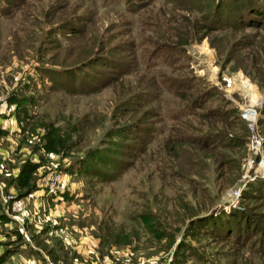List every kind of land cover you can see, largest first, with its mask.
Instances as JSON below:
<instances>
[{
	"label": "rangeland",
	"instance_id": "374dc122",
	"mask_svg": "<svg viewBox=\"0 0 264 264\" xmlns=\"http://www.w3.org/2000/svg\"><path fill=\"white\" fill-rule=\"evenodd\" d=\"M236 3L0 0V157L11 173L38 161L41 188L36 217L0 226V250L4 231L23 235L13 264H66L75 248L78 264H264V4L227 16ZM46 127L59 152L43 150Z\"/></svg>",
	"mask_w": 264,
	"mask_h": 264
},
{
	"label": "trees",
	"instance_id": "16d2710c",
	"mask_svg": "<svg viewBox=\"0 0 264 264\" xmlns=\"http://www.w3.org/2000/svg\"><path fill=\"white\" fill-rule=\"evenodd\" d=\"M238 1L233 7H230L227 9L226 15H239V9H242L245 13H252L253 16L256 17L257 14H261L259 12V4L255 3L257 1H261V3L264 4V0H235ZM225 15V16H226ZM221 17V15L219 16ZM216 21H219L217 18ZM18 98H12L11 102L18 101ZM2 114V112L0 111ZM7 113H9L7 111ZM28 118L27 113L24 110L16 111L15 113V119L20 123V131H23L26 134H29V136L33 135L31 130H33V127H30V132L25 130L26 120ZM2 126H0V132L3 131ZM28 132V133H27ZM27 136V135H26ZM42 137L44 139L42 143V148L45 152H59L60 149L64 146V142L58 137L56 132L54 131V128L46 127L44 133L42 134ZM2 166L0 169V178H3L6 183H12L13 182V189L16 191L17 195L19 196H25L30 194L35 188H36V177H35V169L38 167L39 162L38 161H30V160H23L18 166V169L16 170V173H11V169L13 168V165L9 163V159L1 158ZM9 185V184H8ZM9 221L8 216L1 210L0 206V226H5ZM146 227L156 233L158 236H162L163 232L156 230L157 228L150 222H146ZM10 231H4L3 235L9 234L10 240L6 243L7 246L4 249L0 250V264L3 262V259H6L9 257L10 254L14 253L15 251H18L19 247V240L23 237L22 233L18 230L19 228L12 227L9 228ZM106 229V228H105ZM14 237V238H13ZM24 239V238H23ZM99 239L101 243L106 244V246L109 244L110 241H116L117 238L115 235L109 231L105 230V232L101 233L99 236ZM14 243V244H13ZM47 249V248H46ZM49 253L52 254L53 249L48 248ZM35 251V250H34ZM53 256V255H52ZM55 256V255H54ZM66 264H71L70 259L66 261ZM73 264V263H72Z\"/></svg>",
	"mask_w": 264,
	"mask_h": 264
},
{
	"label": "built area",
	"instance_id": "2783aa9c",
	"mask_svg": "<svg viewBox=\"0 0 264 264\" xmlns=\"http://www.w3.org/2000/svg\"><path fill=\"white\" fill-rule=\"evenodd\" d=\"M1 167V162H0ZM44 185H43V194L50 195V199H57L61 198L59 195L61 182H62V174L57 170H52L48 172L44 178ZM4 182L0 181V206L1 210L9 217L10 221L15 222L19 228L23 225V222L31 221L35 216V211H30L28 209V202L33 200L35 202L38 200L37 195L41 192V188H37L36 190L32 191L30 194L25 196L15 195L12 191H6ZM57 194V195H56ZM49 218L47 215L43 218L44 220ZM51 222H54L52 218H49ZM93 245L94 240L92 239ZM93 248V247H92ZM93 250V249H92ZM115 251V250H113ZM113 254V253H112ZM125 255L121 256L120 260L117 264H137L132 259L131 253H124ZM107 256V255H106ZM107 257L104 258V260ZM164 264H169L165 262Z\"/></svg>",
	"mask_w": 264,
	"mask_h": 264
},
{
	"label": "crops",
	"instance_id": "0c3cea01",
	"mask_svg": "<svg viewBox=\"0 0 264 264\" xmlns=\"http://www.w3.org/2000/svg\"><path fill=\"white\" fill-rule=\"evenodd\" d=\"M3 109L4 108H0V111L1 112H3ZM7 111L9 112V109L7 108ZM0 120H1V115H0ZM1 123V122H0ZM1 181H2V179H1ZM3 182V181H2ZM7 186V185H6ZM90 238V237H89ZM82 253H83V251H82ZM71 254H73V256H75V257H73V259H70V263L72 264H78V261H77V255H79V256H82L80 253H79V250L77 249V248H75V250L73 249L72 251H71ZM84 254H92V249L90 248H87V250L84 252ZM9 259H10V264H13V258H16V259H18V258H21V256L18 254V253H12V254H10L9 255V257H8ZM22 259H23V261H25V260H28V261H30V260H32V258H29V257H24V256H22ZM29 264V263H28Z\"/></svg>",
	"mask_w": 264,
	"mask_h": 264
},
{
	"label": "bare ground",
	"instance_id": "6f19581e",
	"mask_svg": "<svg viewBox=\"0 0 264 264\" xmlns=\"http://www.w3.org/2000/svg\"><path fill=\"white\" fill-rule=\"evenodd\" d=\"M244 88H245V93L250 97L249 103H252L254 101H256V95L251 91L250 89V85H248V83H244ZM259 102V101H258Z\"/></svg>",
	"mask_w": 264,
	"mask_h": 264
}]
</instances>
